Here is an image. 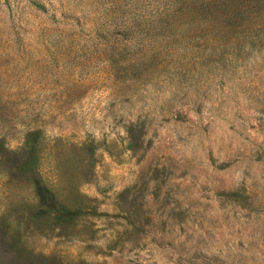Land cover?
Segmentation results:
<instances>
[{"label": "rangeland", "instance_id": "374dc122", "mask_svg": "<svg viewBox=\"0 0 264 264\" xmlns=\"http://www.w3.org/2000/svg\"><path fill=\"white\" fill-rule=\"evenodd\" d=\"M0 264H264V0H0Z\"/></svg>", "mask_w": 264, "mask_h": 264}]
</instances>
